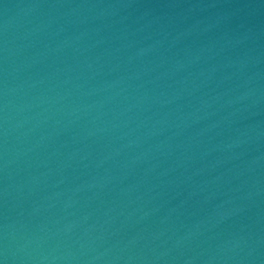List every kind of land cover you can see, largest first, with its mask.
<instances>
[{"label": "water", "instance_id": "water-1", "mask_svg": "<svg viewBox=\"0 0 264 264\" xmlns=\"http://www.w3.org/2000/svg\"><path fill=\"white\" fill-rule=\"evenodd\" d=\"M0 264H264V0H0Z\"/></svg>", "mask_w": 264, "mask_h": 264}]
</instances>
